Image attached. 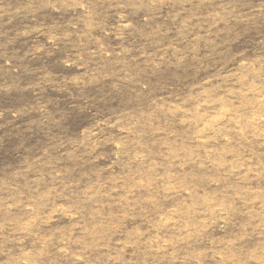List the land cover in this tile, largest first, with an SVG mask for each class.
I'll return each instance as SVG.
<instances>
[{
	"label": "rangeland",
	"instance_id": "rangeland-1",
	"mask_svg": "<svg viewBox=\"0 0 264 264\" xmlns=\"http://www.w3.org/2000/svg\"><path fill=\"white\" fill-rule=\"evenodd\" d=\"M0 264H264V0H0Z\"/></svg>",
	"mask_w": 264,
	"mask_h": 264
}]
</instances>
